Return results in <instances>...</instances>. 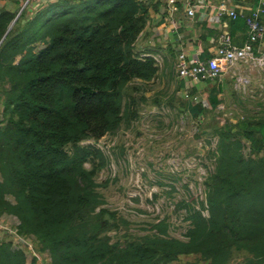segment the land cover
I'll list each match as a JSON object with an SVG mask.
<instances>
[{
  "label": "trees",
  "instance_id": "16d2710c",
  "mask_svg": "<svg viewBox=\"0 0 264 264\" xmlns=\"http://www.w3.org/2000/svg\"><path fill=\"white\" fill-rule=\"evenodd\" d=\"M27 3L21 13L0 6V217H17L16 233L36 254L2 240L0 264H40L45 252L49 264H188L183 255L196 256L195 264H264V109L213 131L219 140L207 151L215 165L204 177L206 199L190 193L173 202L189 222L187 238L169 233L175 226L168 214L132 233V222L100 189L109 156L83 142L130 129L142 117L139 99L146 97L135 93L160 68L141 56L154 51L136 44L159 1ZM229 22L245 37L246 19ZM164 103L179 112L195 108L190 99ZM117 148L124 156V144Z\"/></svg>",
  "mask_w": 264,
  "mask_h": 264
},
{
  "label": "rangeland",
  "instance_id": "374dc122",
  "mask_svg": "<svg viewBox=\"0 0 264 264\" xmlns=\"http://www.w3.org/2000/svg\"><path fill=\"white\" fill-rule=\"evenodd\" d=\"M20 1L21 4L17 5L10 0H1L0 6L21 13L26 4L27 8L31 7L27 1L33 5L40 0ZM158 17L149 24L136 48L154 50L165 57V52L162 53L158 49L165 51L169 44L166 41L171 36L174 38V31L162 28L159 32L163 37L158 40L152 31L155 30V25L158 26ZM184 25V22L180 23V26ZM186 25L189 28H199L194 22H188ZM184 81L175 71L174 60L165 57L158 76L141 93H135L138 98L142 93L146 97L145 101L139 99L143 104L142 117L137 121L138 124L130 129H122L115 135L105 134L98 140L83 142H95L109 156V166L103 169L98 177V181L108 183L100 189L108 201L107 205L117 209L132 222V233L143 234L142 226L168 214L176 228L170 229L169 233L181 239L187 238L185 234L189 222L183 220L182 209L175 210L173 202L190 193L200 200L206 199L204 177L208 173L207 168L212 169L215 165V158L210 154L209 158L207 151L216 149L219 140L213 131L223 127L227 121L241 122L247 114L252 113L249 109H264V105H258L260 102L264 103V100H257L252 104L248 102L250 93L246 94L245 98L240 97L234 91L235 82L228 77L200 84ZM246 87H249L247 82ZM223 88L224 95L214 104L213 97ZM156 97L159 102L154 101L153 98ZM168 97L176 103L181 99H190L195 108L179 112L165 105L164 100ZM2 108L0 103V113ZM121 144L126 148L124 156L117 154V147ZM246 144L248 145L247 142ZM245 148L248 154V146ZM172 186H175L176 190L172 189ZM165 190L172 191L168 194ZM155 194H159L158 199H155ZM204 215H209L207 210ZM12 216H4L5 219L0 217V241H11L13 248H23L31 257L36 254L33 244L24 239L20 240V236L13 233L15 229L12 228L16 225L17 217ZM124 232L125 230L112 232L111 235L114 236L113 239H117L122 237ZM48 256L47 252L40 253L39 263L49 264ZM181 258L188 264H195L197 261L194 255H183ZM240 259L241 257L235 258L237 263Z\"/></svg>",
  "mask_w": 264,
  "mask_h": 264
},
{
  "label": "built area",
  "instance_id": "2783aa9c",
  "mask_svg": "<svg viewBox=\"0 0 264 264\" xmlns=\"http://www.w3.org/2000/svg\"><path fill=\"white\" fill-rule=\"evenodd\" d=\"M160 1L166 4L167 11L171 16L179 10L180 3L185 2L187 5L186 13L191 17L194 16L197 9L204 8L212 3V0ZM263 12L264 0H260L254 10L246 15L247 38L242 45L234 43L233 36L229 30H223L217 38V47L210 57L201 59L185 51L178 53L175 60V71L178 77L192 84L208 83L228 77L235 82L234 87L244 98L248 93L250 95L255 94V89H261L260 96L254 99L264 100V21L260 18ZM240 15L244 14L233 7L221 4L215 13L210 16V20L215 23H222L226 19H236ZM169 30L175 32L177 28L172 27ZM141 56H152L156 61V65L160 69L163 67L165 59L161 53L142 51ZM259 76L263 80L258 79ZM246 82L248 83V88L246 87ZM15 228L13 227L12 229ZM16 232L17 230L15 229L13 233L19 236ZM19 239L31 242L30 239L28 240L22 236Z\"/></svg>",
  "mask_w": 264,
  "mask_h": 264
},
{
  "label": "crops",
  "instance_id": "0c3cea01",
  "mask_svg": "<svg viewBox=\"0 0 264 264\" xmlns=\"http://www.w3.org/2000/svg\"><path fill=\"white\" fill-rule=\"evenodd\" d=\"M157 1H159L161 10L155 16V18L159 16L158 17L159 21L157 23L158 26L155 25L153 28L155 30H152V31H153V34L156 36V38L159 40L161 39V37H163V35L161 36L159 32L162 28L164 30H169L172 27L177 28L175 32H172L174 35V38H172L171 36L166 41V43H169V44L166 47L165 51L164 49H158L162 53L165 52V57L167 59L174 60V67H175V59L178 53H180L181 51L192 53L195 56L200 57L201 59L210 57L217 47V38L219 37V34L223 30H229L233 36L234 43L237 45H242L247 38L246 31H245V37L243 36L244 33L240 31L233 34L231 31V26L229 22L230 19H226L222 23H215L210 20V16L213 13H215L217 8L221 4H226L229 7H233L237 11L243 13L245 16L244 15H240V16L245 19L246 15L249 12L251 13L254 10V8L258 5L260 0H212L211 4H208L204 8L197 9L193 17L187 15L186 13L187 5L185 4V2L180 3L179 10L175 14H173V16H171L167 11L166 4L160 0H157ZM260 18L261 20L264 21V12L260 15ZM182 22L185 23L184 26H180V23ZM188 22H194L199 28H189L186 25V23ZM148 27L146 28V31L148 30ZM183 28H185V30H182ZM191 32H193V34ZM151 51H154V50H151ZM258 79H262V77L259 76ZM181 80H184V79H181ZM186 83H189V82L186 81ZM224 90L225 88H223L219 92H216L215 98L220 100L219 98L224 95ZM234 91L237 94H239L240 97H243V95L235 87H234ZM255 91L256 93L253 95H250V99L248 100V102L252 104H254L258 100L254 98H256L257 96H260L261 94V89H255ZM261 104L262 103H259L258 105H261ZM249 111L252 112L254 111V109L252 110L249 109ZM230 122L233 123V121H230ZM235 123H238V122H235ZM4 216L5 218H7L8 216H12V215H4ZM4 216H2L1 219H5Z\"/></svg>",
  "mask_w": 264,
  "mask_h": 264
}]
</instances>
